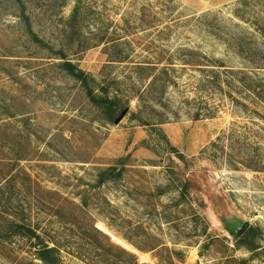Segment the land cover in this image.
Wrapping results in <instances>:
<instances>
[{"label": "rangeland", "instance_id": "rangeland-1", "mask_svg": "<svg viewBox=\"0 0 264 264\" xmlns=\"http://www.w3.org/2000/svg\"><path fill=\"white\" fill-rule=\"evenodd\" d=\"M24 1L46 45L0 0V264H264V0Z\"/></svg>", "mask_w": 264, "mask_h": 264}, {"label": "trees", "instance_id": "trees-1", "mask_svg": "<svg viewBox=\"0 0 264 264\" xmlns=\"http://www.w3.org/2000/svg\"><path fill=\"white\" fill-rule=\"evenodd\" d=\"M21 9L20 17L22 18V23L25 27V32L30 38L40 46L46 45L45 39L41 38L39 34L34 29L32 15L29 12V3L24 0H16ZM80 7L77 5L74 8L73 17L79 14ZM64 56V55H63ZM63 62H60V67L67 71L71 76L79 80L82 85L85 87L88 97L92 102L98 105L103 109L106 117L113 121L121 113V106L117 104L116 99H112L108 94H99L96 93L93 86L91 85L92 77L86 73L83 69L79 68L76 64L67 60V58L62 57ZM102 182L105 181L103 176H101ZM257 235V229L251 226H248L241 236H243L240 244L247 245L248 249L256 250L260 248V245L256 244L255 237ZM41 259L44 260L46 264H58V257L49 256L50 253L56 252V248L49 247L47 244H44V249L41 250ZM133 256V254H131ZM52 258V259H51ZM53 261V262H52Z\"/></svg>", "mask_w": 264, "mask_h": 264}]
</instances>
